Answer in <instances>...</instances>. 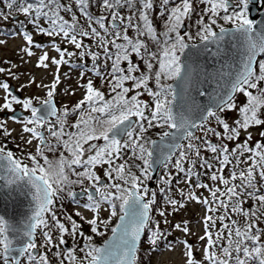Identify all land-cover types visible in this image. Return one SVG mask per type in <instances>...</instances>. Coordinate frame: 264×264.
Wrapping results in <instances>:
<instances>
[{
  "label": "snow or ice",
  "instance_id": "1",
  "mask_svg": "<svg viewBox=\"0 0 264 264\" xmlns=\"http://www.w3.org/2000/svg\"><path fill=\"white\" fill-rule=\"evenodd\" d=\"M2 2L8 11H0V21L21 14L26 18V23L17 21L19 32L10 33L24 41L21 51L31 58L33 49H40L35 67H55L49 83L29 75L18 89L35 85L44 90L43 98H20L7 81H0V113H12L0 116V192L8 189L9 198L13 192L31 197V212L20 227L0 215V264H53V259L55 264H140L138 244L145 232L154 248L160 241L168 251L182 245L184 264H264V131L255 144L249 131L264 126V59H258L264 55V20L249 14L251 5L264 0ZM34 35L51 38L57 56L50 57ZM6 42L0 39V46ZM203 54L222 63L208 72L198 63ZM73 58L82 63L73 65ZM65 65L82 69L79 80L89 73L98 78L107 94L87 78L78 84L84 89L82 99L58 108L55 98ZM17 67H0V74L19 79L23 73L13 71ZM211 82L223 83L224 93L208 92L203 85ZM192 90L207 94L209 104H197ZM64 94L75 95V90L68 87ZM237 94L246 98L241 106ZM145 95L148 100L142 99ZM15 105L22 109L19 117ZM232 111L238 118L230 125L221 114ZM9 121L21 126L19 142ZM152 129L162 130L157 139L149 135ZM229 142L235 146L229 148ZM158 164L165 174L159 186L162 204L156 208L158 193L147 181ZM193 188L209 195H197ZM64 193L76 205L81 195L86 197L83 207L93 217L80 211L74 216L90 226L91 235L72 214L61 211ZM192 201L204 206L199 250L187 239L168 241L171 233L160 227ZM104 205L107 219L100 218ZM188 223L172 228L187 237ZM107 231L111 236L97 246L93 237ZM67 238L71 247H65Z\"/></svg>",
  "mask_w": 264,
  "mask_h": 264
},
{
  "label": "rangeland",
  "instance_id": "2",
  "mask_svg": "<svg viewBox=\"0 0 264 264\" xmlns=\"http://www.w3.org/2000/svg\"><path fill=\"white\" fill-rule=\"evenodd\" d=\"M201 7H203V5H201ZM0 11H4V12L8 11L6 6L3 4L2 0H0ZM22 18H19L17 20L22 22ZM0 22H2V21H0ZM7 22L8 23L11 22V19H9ZM2 23H5V22H2ZM159 26H160V22H159V20H157V27H159ZM225 27H231V25H225ZM20 30L21 29H20L19 25L17 23H14L12 31L19 32ZM28 30L31 31L30 25L28 26ZM217 31H218V29H217ZM0 39H6V41H7L4 46H0V67L9 68L11 66V64H16V65H18V67L13 69V71L17 72L18 74L23 73V75H21L19 79H12L8 76L7 73L0 74V81H7L10 85L13 84L16 87V91L22 95V98L35 97V96H39V97L43 98L45 95L44 90L42 88H37L35 85H32L30 87H25L23 89V91H18V89L20 88V86L22 84H27L29 75L34 76L38 83L41 81L43 83H49L52 80L51 72L54 71L55 66H52L51 69L48 71H45L43 69H39V68L35 67L37 58L39 55L42 54V51L40 49H33V51L35 52V55L31 58H28L21 51V48L24 46V41L22 40V38L20 36L0 37ZM34 39L37 42L45 45L44 50L48 51L50 57L57 56V53L55 51H53L50 47V39L51 38H49V37L47 38V36L42 37L40 35H34ZM59 42H60L59 38H57V43H59ZM85 42L91 43L90 41H87V40ZM68 47L71 50V46H68ZM22 58L25 61L30 60V62L22 63ZM133 59L135 61V57H133ZM7 62H10V63H7ZM80 63H82V62L77 60L76 58H73V65L80 64ZM88 63L90 64L91 62L88 61ZM81 70H82L81 68L69 67L68 65H65L61 68L62 83L58 87L57 95L55 98L56 102L58 104V107H62L63 105H68L69 107H71L76 102H78L80 99H82V97L84 95V89L78 87V84L86 83L87 78H93L94 82H95V86L100 87L101 90L105 91L107 94L106 87H102L100 80L98 78L91 77L90 73H89V77H86L85 80H79L78 78H79V73ZM64 73H69L71 78L68 79V78L64 77V75H63ZM168 83H172V81H168ZM68 87H71L72 89L75 90V95H65L64 94L65 89ZM3 94L4 93L2 92V90H0V97H2ZM142 99L148 100L149 98L145 95L144 97H142ZM235 99H236V103L238 106H241L245 103V101H244L245 97L242 94H237ZM14 107L16 108L17 105H15ZM19 108H21V107H19ZM234 112H236V111H232L231 114L233 115ZM221 115H225V113H223ZM0 116L4 117V113H0ZM74 120H75V116H73L71 118L70 122H74ZM212 125H215L214 120L212 121ZM8 127L10 129L15 130L13 132V136L17 137L16 142H19V135L21 134L20 133L21 126L19 124H15V123H12L11 121H9ZM197 134H198V136L201 135V133L199 131ZM256 134H257V131H254L253 135H255V136H252V137L257 138L258 135H256ZM97 143H102V141H97ZM10 144L13 145L12 143H10ZM17 154H19V153H17ZM50 156H52V155L50 154ZM50 158H52V157H50ZM119 162L120 161H118V163ZM169 170L174 171V169H171V168ZM133 171H136L137 173H139L135 168H133ZM161 171L162 172H160V177L165 174L164 167ZM98 174L103 176V171L98 170ZM181 187H184L185 191L188 190L187 186L184 184L181 185ZM73 190L74 191H80V189L76 186H73ZM192 190L195 191L197 195H202L205 197L209 195L205 189H194L193 188ZM173 192H175V191H173ZM64 196H66V198L59 202L60 204L63 205V209L61 210L62 212H65L67 214H72L74 216V213L76 211H80L81 214L84 217H86L87 219H91L93 217L94 213L88 209H85L83 207L82 203H80L79 205H76L70 201L71 199L69 197H67L66 193H64ZM185 203H186L185 208L181 209L178 213H173L172 215L168 216V220L170 221V223L168 225H164L163 223H161L160 227L164 231L171 233V235H169L167 237L168 241H172L173 243H176L179 240H183V239L187 238L188 242L190 244L194 245V247L199 250L201 248V244H200L201 242L198 241V237L200 235H203V225L201 223V219L204 215V206L201 204H198L194 201L185 202ZM161 204L159 205V207L161 206ZM105 209H107V205H104V208L100 212V218L101 219H107L109 216V212ZM169 211H171L170 208H169ZM153 216L156 220L162 219L161 217L156 215L155 211L153 212ZM74 218L77 219L78 222L82 223L83 231L85 232V234L91 235L90 226L87 223L79 221V217L74 216ZM117 218L118 217L113 218L112 223L109 225V229H110V227H113L115 225ZM183 221L189 222L188 227L191 230V234L188 235L187 237H185V235L182 232L175 231L172 228V225H174L176 223H181ZM101 230L103 231L104 229L101 227ZM106 233H105V235H106ZM105 235L103 236L102 240L105 238ZM147 236H148V234H147ZM147 236L144 239V242L142 244L141 252H139L140 254H139L138 258H139L140 264H184V258L181 255V251H182V247H183L182 245L178 244L175 248V251H168L166 248L163 247L164 241H160L159 242L160 247L154 248L150 244V241L147 239ZM67 239H68V244L65 245V247H71L73 244V241L70 238H67ZM102 240L99 242V244L102 242ZM38 242H40L39 237H38ZM81 243H82V241H81ZM78 255H82V254L78 253ZM201 258H202L201 252L197 251L196 252V259L199 260ZM53 264H54V259H53Z\"/></svg>",
  "mask_w": 264,
  "mask_h": 264
},
{
  "label": "water",
  "instance_id": "3",
  "mask_svg": "<svg viewBox=\"0 0 264 264\" xmlns=\"http://www.w3.org/2000/svg\"><path fill=\"white\" fill-rule=\"evenodd\" d=\"M250 18H255L258 22L264 20V11L260 14H256L254 7L250 6ZM212 50H215L214 46H211ZM187 51V50H186ZM231 51V50H230ZM264 57V55H262ZM184 58L182 57V60ZM231 62V61H230ZM198 63L208 72L214 71L219 67L222 61H218V58L211 56L210 54H203L198 58ZM175 81L172 83L175 86ZM203 87L207 88L208 92H219L220 94L224 93L223 83L217 84L216 82L206 83ZM192 97L195 98L196 103L204 106L209 104V96L206 94L204 96H200L195 90L191 91ZM179 109L174 107V111H178ZM192 118L196 119V114H192ZM135 119V118H133ZM163 164L154 165L151 170L152 178L155 179L158 176V173ZM150 186H153V183H150ZM8 189H4L0 192V215L5 216L6 219L9 220L13 226L20 227L25 220V217L30 214L31 209V197H23L19 196L15 192L12 193V196L9 198ZM83 196V195H81ZM144 235V234H143ZM142 235V237H143ZM141 237V239H142ZM141 241L138 244L140 245ZM103 246V245H101Z\"/></svg>",
  "mask_w": 264,
  "mask_h": 264
},
{
  "label": "trees",
  "instance_id": "4",
  "mask_svg": "<svg viewBox=\"0 0 264 264\" xmlns=\"http://www.w3.org/2000/svg\"><path fill=\"white\" fill-rule=\"evenodd\" d=\"M253 92H254V94H255V90H253ZM244 101H246V98L244 99ZM237 115H238V113H237ZM223 116V118L231 125V117H230V119H229V117H228V115H227V113H225V115H222ZM236 116V115H235ZM238 118V116L236 117V119ZM215 122V121H214ZM218 130H221V129H218ZM159 131H162V130H160V129H152L150 132H149V135H151V137L153 138V139H156V138H158L157 137V135H156V133L157 132H159ZM243 132H241V134H242ZM213 139V141L215 142V137H213L212 138ZM235 146V144L234 143H231V142H229V148H232V147H234ZM204 155H208V153H204ZM137 175H139V173H137ZM225 175L227 176L228 175V170L226 169L225 170ZM207 176H202L201 177V179H202V181L204 182V183H206L207 182ZM150 181V180H149ZM149 181H147V186H148V182ZM159 186H160V177L158 178V180L156 181V187H155V189L154 190H156L157 191V193H158V195H157V204H156V208H159V205L162 203V197H161V195L159 194ZM173 191H175V181H173ZM238 218V217H237ZM238 219H242V218H238Z\"/></svg>",
  "mask_w": 264,
  "mask_h": 264
},
{
  "label": "flooded vegetation",
  "instance_id": "5",
  "mask_svg": "<svg viewBox=\"0 0 264 264\" xmlns=\"http://www.w3.org/2000/svg\"><path fill=\"white\" fill-rule=\"evenodd\" d=\"M254 6H255V8L257 9V10H259V9H264V3H257V4H254ZM251 204V202H249V205ZM249 205H245V207H248ZM262 226H264V225H262Z\"/></svg>",
  "mask_w": 264,
  "mask_h": 264
}]
</instances>
